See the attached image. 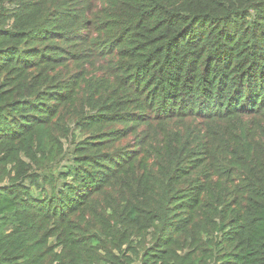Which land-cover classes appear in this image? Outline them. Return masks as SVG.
<instances>
[{
  "label": "trees",
  "instance_id": "16d2710c",
  "mask_svg": "<svg viewBox=\"0 0 264 264\" xmlns=\"http://www.w3.org/2000/svg\"><path fill=\"white\" fill-rule=\"evenodd\" d=\"M0 264H264V0H0Z\"/></svg>",
  "mask_w": 264,
  "mask_h": 264
},
{
  "label": "rangeland",
  "instance_id": "374dc122",
  "mask_svg": "<svg viewBox=\"0 0 264 264\" xmlns=\"http://www.w3.org/2000/svg\"><path fill=\"white\" fill-rule=\"evenodd\" d=\"M66 145H67V143H66Z\"/></svg>",
  "mask_w": 264,
  "mask_h": 264
}]
</instances>
